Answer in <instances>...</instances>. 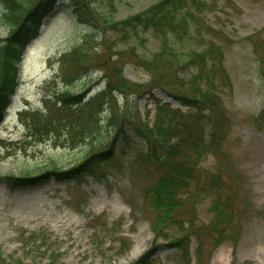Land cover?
<instances>
[{"label":"rangeland","instance_id":"obj_1","mask_svg":"<svg viewBox=\"0 0 264 264\" xmlns=\"http://www.w3.org/2000/svg\"><path fill=\"white\" fill-rule=\"evenodd\" d=\"M156 1L99 0L92 6L107 21H118ZM206 2L209 8L202 13L203 18L225 35L219 39L229 81L224 85L218 83L232 128L224 143L225 155L208 154L200 167L207 173L223 169L228 189H224L222 200L227 194L238 197L235 222L228 228V232L235 231L231 239L217 244L214 236L203 231L213 218L210 206L217 198L214 192L199 196L194 203H185L180 212V218L192 219L194 227L201 230L187 243L188 256L171 244L183 234L178 225L168 226L156 239L151 225L153 209L145 197V189L153 180L143 164H132L143 144L132 133L129 143L133 147L125 148L123 164L109 168L105 179L88 177L79 185H69L51 178L28 188L7 187L2 176L35 174L52 163L72 166L84 154L83 148L72 149L57 140L62 133L35 135L31 126L32 115L44 116L49 111L46 94L58 74L61 55L79 44L89 30L72 13V1L59 0L45 20L40 36L29 43L23 54L20 86L10 97L0 122V264L18 260L23 264L47 263V255L26 240L29 234L31 239L37 235L45 238L49 247L61 253L62 264H130L155 240L157 250L151 264H264V129L257 122L264 109V77L259 69L261 54L255 50V44L264 39V0ZM3 11L0 4V18ZM8 32L9 28L0 23V38H5ZM256 34L259 37L249 38ZM101 39L115 46L107 49L102 41L98 42L100 54L94 57L89 73L68 86L72 92L89 88L91 97L101 90L107 80L102 76L100 63L108 56L111 60L122 56L118 65L131 82L142 85L151 82L153 75L135 62L132 53L151 58L160 48L157 39L141 32L121 42L111 30L102 33ZM182 58L186 59L183 55ZM191 72L189 67L183 75L189 77ZM141 97L134 102L132 98L119 96L117 103L126 111L130 106L138 107L142 118L150 123L155 119L156 99L188 111V107L158 88L153 90V98L148 93Z\"/></svg>","mask_w":264,"mask_h":264},{"label":"trees","instance_id":"obj_2","mask_svg":"<svg viewBox=\"0 0 264 264\" xmlns=\"http://www.w3.org/2000/svg\"><path fill=\"white\" fill-rule=\"evenodd\" d=\"M58 1L0 0L4 6L0 23L9 28L8 35L0 38V121L10 95L20 84L18 63L23 52L29 42L39 35L45 18ZM71 1L72 13L89 30L75 48L61 56L58 74L48 85L46 94L49 111L44 116L38 113L32 115L31 126L35 135L62 133L57 140L72 149L83 148L84 154L69 167L52 163L35 174L9 173L2 176V180L9 189L17 190L51 178L69 185H79L88 177L105 179L109 168L123 164L125 148L133 147L128 134L132 131L144 141L132 164H143L153 180L145 189V197L153 209L151 225L156 239L164 234L168 226L178 225L183 234L173 239L171 244L188 256L187 243L192 235L201 230L194 227L192 219L180 218V212L185 203H194L199 196L213 192L217 196L210 206L213 218L203 231L214 236L217 244L231 239L235 231L228 232V228L235 222L234 207L238 197L227 194L222 200L224 189H228L223 169L207 173L200 167L202 159L209 153L221 157L225 155L224 143L232 128V121L219 94L220 83L224 85L229 81L224 50L220 44L225 35L203 18L202 13L209 8L206 0H158L145 10L118 21H107L100 16L92 6L99 0ZM107 30H111L121 42L141 32L149 33L160 42L159 50L151 58L132 53L135 62L149 71L153 78L148 85L133 83L123 76L121 65H118L122 56L115 60L108 56L100 63L103 78L107 80L105 87L85 101L86 92H72L68 86L89 73L94 57L100 54L97 51L98 42L102 41L107 49L115 46L111 41L101 39L102 33ZM256 37L259 36L256 34L249 38ZM255 50L261 54L259 69L264 76V39L255 44ZM189 67L192 72L185 77L183 73ZM155 88L179 100L188 107V111L172 109L156 99L157 115L150 125L143 120L138 108L128 106L126 111L117 103L118 95L126 100L131 97L140 99L146 93L152 94ZM104 113L106 118L102 117ZM257 122L260 128H264V110L257 117ZM27 239L34 244L40 241L39 237L31 239L27 236ZM44 246L37 245V250L47 255L46 264H62L59 251ZM156 250L155 240L131 264H150ZM14 263L23 264L19 260Z\"/></svg>","mask_w":264,"mask_h":264}]
</instances>
